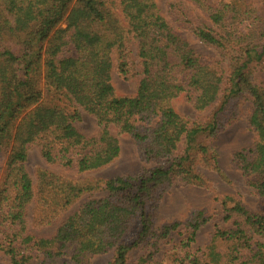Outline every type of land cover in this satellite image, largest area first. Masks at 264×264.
I'll return each instance as SVG.
<instances>
[{"label":"trees","instance_id":"1","mask_svg":"<svg viewBox=\"0 0 264 264\" xmlns=\"http://www.w3.org/2000/svg\"><path fill=\"white\" fill-rule=\"evenodd\" d=\"M189 1L211 22L193 32L228 63L223 104L241 94L251 98L254 145L237 152L234 161L262 207L252 211L240 202H224L231 226L217 229L202 255L189 251L204 222L197 212L173 259L153 260L158 239L181 225L155 229L154 191L176 180L203 184L188 164L189 152L198 133L215 128V123L190 127L172 102L183 94L197 110L213 105L223 92V73L167 22L157 0H0V156L6 166L0 250L8 264H58L68 254L73 264H87L111 250L110 264H127L131 251L145 246L151 252L136 264H264V87L249 74L252 65L264 63V6L246 0ZM132 44L140 67L136 93L118 95L111 72L116 64L126 80L137 73ZM41 82L65 98L73 113L45 105ZM79 109L95 119L94 134L86 136L75 127ZM120 134L132 136L141 160H165L164 166L106 181L42 171L34 182L26 169L32 145L47 163L65 170L82 174L103 168L119 157ZM183 140L184 155L175 157ZM101 190L106 196L70 212L53 236L28 232L30 205H35L38 225L51 226L76 200ZM135 219L136 234L127 241ZM219 243L227 244L226 252Z\"/></svg>","mask_w":264,"mask_h":264},{"label":"rangeland","instance_id":"2","mask_svg":"<svg viewBox=\"0 0 264 264\" xmlns=\"http://www.w3.org/2000/svg\"><path fill=\"white\" fill-rule=\"evenodd\" d=\"M256 7H263L264 0H246ZM159 11L167 22L182 35L207 62L211 63L218 71L223 73L221 97L213 105L197 110L185 95H180L173 100L172 105L177 113L184 117L189 126L207 127L215 123L213 131L200 132L195 136L193 148L190 150L188 164L203 180L202 185L187 184L183 181L175 182L157 188L154 193L155 209L153 211L155 229L165 224L179 223L178 229L171 232L167 238L157 241L153 260L167 263L173 259L177 252L176 247L188 232L187 224L197 212L202 213L204 222L201 224L195 242L189 248L191 253L202 255L206 246L211 242L215 232L219 228H229L232 219H225L224 202L231 206L234 202H240L252 211L262 207V200L256 191L247 184L245 178L234 161V155L254 145L255 133L249 125L253 105L247 94H241L224 102V96L229 88L228 63L224 62L218 52L210 46L202 43L193 28L201 23L211 26L208 16L189 0H157ZM115 11L120 13L118 9ZM134 60V76L126 80L116 70V64L111 72V81L118 95H134L139 81L140 67L136 56V46L131 45ZM222 60V61H221ZM250 77L258 85L264 87V63L251 66ZM43 92V103L54 106L66 112L73 113L74 109L65 98L46 89L43 82L39 84ZM81 118L74 122L75 127L86 136L94 134L97 130L95 119L79 109ZM118 134L116 128L112 129ZM120 155L110 165L103 168L78 174L73 170H65L56 165L47 163L41 155L39 147L32 145L28 150L26 169L34 182L37 181L42 171H57L74 180L94 179L106 181L115 177H136L156 167L164 166L162 162L141 160L138 145L130 134H120ZM186 143L183 140L175 153V157L184 155ZM205 149L203 151L202 149ZM5 156H0V185L5 177ZM106 196L104 190L86 194L76 200L69 209L53 225L41 227L35 218V205L28 208V232L38 237H51L55 234L59 224L72 211L81 204L91 199H99ZM138 228V220L135 219L131 230L125 239H133ZM264 242V239H261ZM226 243H219L221 252H226ZM151 252L149 246L131 251L127 264H136L138 259ZM113 250L90 258L87 264H110L113 260ZM0 264H8V257L0 250ZM58 264H73L70 254L62 257Z\"/></svg>","mask_w":264,"mask_h":264}]
</instances>
